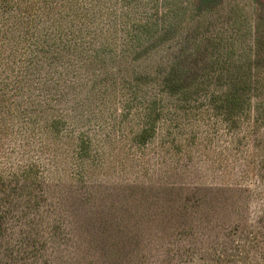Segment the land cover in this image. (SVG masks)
<instances>
[{
  "label": "trees",
  "instance_id": "1",
  "mask_svg": "<svg viewBox=\"0 0 264 264\" xmlns=\"http://www.w3.org/2000/svg\"><path fill=\"white\" fill-rule=\"evenodd\" d=\"M197 2L0 0V230L51 175L88 181L114 131L141 147L201 111L264 126V38Z\"/></svg>",
  "mask_w": 264,
  "mask_h": 264
},
{
  "label": "rangeland",
  "instance_id": "2",
  "mask_svg": "<svg viewBox=\"0 0 264 264\" xmlns=\"http://www.w3.org/2000/svg\"><path fill=\"white\" fill-rule=\"evenodd\" d=\"M197 3L217 26L241 15L243 42L264 38V0ZM179 123L141 147L112 132L84 183L51 175L2 216L0 264H264V126Z\"/></svg>",
  "mask_w": 264,
  "mask_h": 264
}]
</instances>
